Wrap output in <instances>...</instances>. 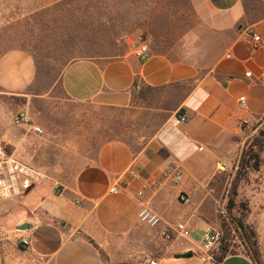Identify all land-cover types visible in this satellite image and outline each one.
Returning a JSON list of instances; mask_svg holds the SVG:
<instances>
[{"label":"crops","instance_id":"crops-1","mask_svg":"<svg viewBox=\"0 0 264 264\" xmlns=\"http://www.w3.org/2000/svg\"><path fill=\"white\" fill-rule=\"evenodd\" d=\"M254 2L264 6V0ZM207 4L216 16L212 30L220 37L216 46L203 47L206 54L202 50L201 56L172 59L150 53L142 60L137 50L107 62L80 59L66 66L60 87L78 103L128 108L142 87H177L184 94L138 150L122 140L103 143L62 179L51 170L22 165L33 180L25 186L32 189L16 204L17 236L23 243L19 256L24 259L18 264H254L239 252L217 262L203 247V238L216 226L215 212L241 150L243 122L264 117V43L253 38L256 33L264 41V14L250 16L246 0ZM35 77L36 64L28 52L12 50L0 58V88L22 93ZM130 170L139 179L128 175ZM262 189L256 205L249 199L247 222L258 232L264 258ZM241 191L239 186V195ZM32 192L30 201L26 197ZM181 194L187 202L180 200ZM144 207L161 217L158 227L140 222ZM25 223L29 228L21 230ZM179 224L189 236L177 230Z\"/></svg>","mask_w":264,"mask_h":264},{"label":"rangeland","instance_id":"rangeland-1","mask_svg":"<svg viewBox=\"0 0 264 264\" xmlns=\"http://www.w3.org/2000/svg\"><path fill=\"white\" fill-rule=\"evenodd\" d=\"M246 1L250 16L264 14V6ZM215 17L207 0H0V58L12 50H23L36 64L35 81L28 90L11 93L0 88V149L8 160L5 187L0 190V264L24 261L19 256L23 243L17 236L16 204L33 180L25 167L51 170L54 178L62 179L93 157L103 143L122 140L138 150L155 135L184 94L177 87H142L128 108L78 103L68 99L60 87L66 66L80 59L107 62L136 52L142 45L150 53L172 59L201 56L203 47L219 44L220 36L212 30ZM20 112L28 113L43 133L16 125ZM243 128L230 181L244 155H258L260 167L249 170L241 181L232 214L227 208L228 185L215 212V229L222 232L212 250L215 257L220 256L222 245L228 254L250 256L238 219L256 231L240 205L252 198L256 205L262 198L264 117ZM35 194L26 199L31 201ZM262 225L264 235V221ZM154 249L158 251L155 245Z\"/></svg>","mask_w":264,"mask_h":264},{"label":"built area","instance_id":"built-area-1","mask_svg":"<svg viewBox=\"0 0 264 264\" xmlns=\"http://www.w3.org/2000/svg\"><path fill=\"white\" fill-rule=\"evenodd\" d=\"M253 38H254V41L256 42V44H258V45H262L264 43L262 38L256 33L253 34ZM138 55L142 58V60L148 59V57L150 55V50H149L148 46H146V45L140 46L138 48ZM240 104H241V107H243V108L246 107L245 97L240 98ZM180 119H181V121L186 122L187 116L183 115V116H181ZM14 121H15V124L18 126L30 127L36 134H42L43 133L42 128L40 126H37L36 124H34L33 120L31 119V117L26 112L18 113V115L16 116ZM245 125L248 126L249 122L244 121L243 126H245ZM7 164H8V160L6 158V155L3 152V150L0 149V190L5 187L6 165ZM128 175H130L134 178H138L137 174L132 170L128 171ZM181 178H182L181 174L177 173L175 175L176 181H180ZM115 191H116V187H113L111 189V192H115ZM180 200L182 202H187L188 197L184 194H181ZM139 220L141 223H143V224H145L151 228L158 227L162 222L161 217L157 213H155L154 211H152L150 208H147V207L142 208L141 211L139 212ZM177 230L181 234H183L184 236H189V231L187 230V228L184 224H179L177 226ZM165 235H166V233H165ZM221 237H222V232L220 230L215 229V228H209L205 232V235L203 238V241H204L203 247L208 251H212L216 247L217 243L220 241ZM24 243L27 244V242H24ZM142 264H160V263H159V261H156V260H149V261H146Z\"/></svg>","mask_w":264,"mask_h":264},{"label":"trees","instance_id":"trees-1","mask_svg":"<svg viewBox=\"0 0 264 264\" xmlns=\"http://www.w3.org/2000/svg\"><path fill=\"white\" fill-rule=\"evenodd\" d=\"M153 89V88H150ZM182 112V111H181ZM255 161L254 164H252L251 161ZM260 157L258 155H255V158H251L248 155H244L240 158L239 161V167L238 170L235 173L234 178L230 181L229 184V202L227 205L228 210L232 214L233 209L236 207V198L239 195V186L243 178L247 175L248 171L251 169H259L260 165ZM243 207L247 214H244V218H247L250 209L249 204L247 203H241L240 205ZM237 226L238 229L241 230L242 236L244 239V244L249 250V257L252 259L254 264H264V260L262 258V254L260 251L257 234L256 231L251 229L250 226L245 225L243 222V218H240L237 220ZM228 248L226 245H222L221 247V254L218 257H215V260L217 262L223 261V259L228 255L227 253Z\"/></svg>","mask_w":264,"mask_h":264},{"label":"water","instance_id":"water-1","mask_svg":"<svg viewBox=\"0 0 264 264\" xmlns=\"http://www.w3.org/2000/svg\"><path fill=\"white\" fill-rule=\"evenodd\" d=\"M31 189H32V186H29L25 193H28ZM28 228H29V225L27 223H25L22 226H20L21 230H27Z\"/></svg>","mask_w":264,"mask_h":264}]
</instances>
